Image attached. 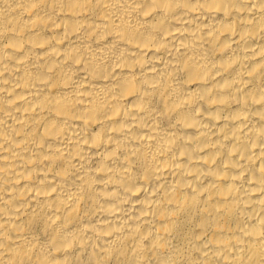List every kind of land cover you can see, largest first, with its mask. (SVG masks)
I'll list each match as a JSON object with an SVG mask.
<instances>
[{"label":"bare ground","instance_id":"bare-ground-1","mask_svg":"<svg viewBox=\"0 0 264 264\" xmlns=\"http://www.w3.org/2000/svg\"><path fill=\"white\" fill-rule=\"evenodd\" d=\"M0 264H264V0H0Z\"/></svg>","mask_w":264,"mask_h":264}]
</instances>
